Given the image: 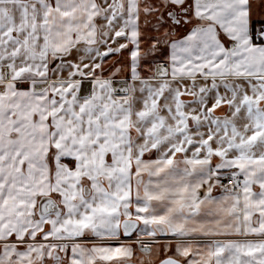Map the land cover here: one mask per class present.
<instances>
[{
	"label": "snow or ice",
	"instance_id": "1",
	"mask_svg": "<svg viewBox=\"0 0 264 264\" xmlns=\"http://www.w3.org/2000/svg\"><path fill=\"white\" fill-rule=\"evenodd\" d=\"M0 264H264V0H0Z\"/></svg>",
	"mask_w": 264,
	"mask_h": 264
}]
</instances>
